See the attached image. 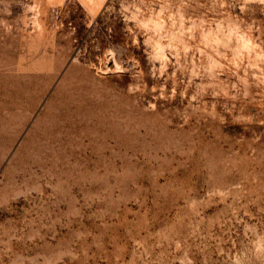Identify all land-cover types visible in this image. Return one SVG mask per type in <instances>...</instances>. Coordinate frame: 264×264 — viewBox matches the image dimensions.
Instances as JSON below:
<instances>
[{"label":"rangeland","instance_id":"obj_1","mask_svg":"<svg viewBox=\"0 0 264 264\" xmlns=\"http://www.w3.org/2000/svg\"><path fill=\"white\" fill-rule=\"evenodd\" d=\"M0 264H264V0H0Z\"/></svg>","mask_w":264,"mask_h":264},{"label":"clouds","instance_id":"obj_2","mask_svg":"<svg viewBox=\"0 0 264 264\" xmlns=\"http://www.w3.org/2000/svg\"><path fill=\"white\" fill-rule=\"evenodd\" d=\"M127 10V9H126ZM139 11V9H137V12ZM127 19L130 21V22H136V16L135 15H131V16H128ZM137 27H143V28H147L148 25L147 24H137ZM159 59V57H157ZM162 70H163V66H162Z\"/></svg>","mask_w":264,"mask_h":264}]
</instances>
